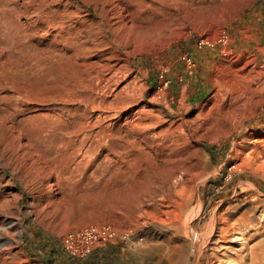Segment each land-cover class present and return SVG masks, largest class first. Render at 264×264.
<instances>
[{
	"label": "rangeland",
	"instance_id": "374dc122",
	"mask_svg": "<svg viewBox=\"0 0 264 264\" xmlns=\"http://www.w3.org/2000/svg\"><path fill=\"white\" fill-rule=\"evenodd\" d=\"M197 7L179 1L152 20L139 23L135 45L124 50L117 63L122 68V86L134 85L123 124L130 132L128 125L143 117L162 127H181L190 134L181 159L182 185L184 195L193 197L194 205L203 203L206 207L199 224L195 223L198 233L219 202H223L222 212L231 210L232 202L239 199L238 207L247 205L236 218L246 215L250 219L251 233L257 235L252 244L260 253L264 251V165L246 161L250 147L238 143L242 136L230 135L255 113L258 117L248 122L250 129L264 126V105L255 100L256 106L245 108L237 120L224 114L232 105L233 87L243 91L242 104L247 101L249 94L244 89L251 82L239 76H246L248 69L255 67V59L264 62V53L259 50L264 47V0H202ZM202 39L213 41L215 47L199 49L196 44ZM227 49L229 56L224 57ZM185 54L196 63L191 70L182 58ZM163 70L168 71L169 84L161 89ZM223 77L230 87L221 83L219 89ZM203 113L214 114L218 122L201 131L196 127ZM199 136L204 139L197 141ZM124 139L131 140V135ZM209 148H216V154ZM10 161L9 155L0 153V264H170L161 256L171 246L172 232L160 227L156 217L166 209L173 222L176 206L170 202L166 208L155 207L149 199L153 188L171 176L163 165L144 164L136 169V152L121 159L113 154L103 160L87 157L86 168H72L71 175L55 174V186L49 189L47 182L39 183L36 172L23 170L21 164L13 171L6 165ZM93 225H112L118 235L114 243L103 248L110 252L98 255L102 262L85 263L82 260L88 256L79 260L64 252V236ZM144 242L151 249L140 252ZM191 251L196 257L195 248ZM95 252L98 250L89 256Z\"/></svg>",
	"mask_w": 264,
	"mask_h": 264
},
{
	"label": "bare ground",
	"instance_id": "6f19581e",
	"mask_svg": "<svg viewBox=\"0 0 264 264\" xmlns=\"http://www.w3.org/2000/svg\"><path fill=\"white\" fill-rule=\"evenodd\" d=\"M179 1L197 9L202 0H0V153L10 156L11 165H6L13 171L21 164L51 189L55 174L71 175L72 168H86L87 157L103 160L113 154L121 159L136 152V169L157 163L171 174L149 195L155 207L166 208L171 202L177 210L172 212L173 222L166 209L156 217L160 227L172 232L171 246L161 259L167 257L170 264H264V251L258 253L252 244L257 236L251 233L252 222L246 215L236 218L247 205L238 207L239 199L232 202L231 210L223 207L222 212L223 202H219L198 233L195 223L199 224L206 207L194 205L182 185L181 159L190 134L143 117L128 125L131 133L125 131L123 112L132 104L129 96L134 85L122 86L118 58L135 45L140 22L152 20ZM259 50L264 53V47ZM227 51L224 57L229 56ZM252 65L246 76H239L251 82L243 88L249 94L245 104L243 91L233 87L234 102L224 114L230 120L256 106L255 100L264 105V62L259 58ZM225 78L219 89L221 83L230 87ZM255 114L242 120L230 137L242 136L238 143L251 149L244 159L264 165V126L250 129L248 123L257 119ZM200 117L197 130L218 122L211 113ZM125 135H131V140H125ZM142 246L140 252L151 249L148 243Z\"/></svg>",
	"mask_w": 264,
	"mask_h": 264
},
{
	"label": "built area",
	"instance_id": "2783aa9c",
	"mask_svg": "<svg viewBox=\"0 0 264 264\" xmlns=\"http://www.w3.org/2000/svg\"><path fill=\"white\" fill-rule=\"evenodd\" d=\"M196 45L199 49L204 46L215 47L214 42L206 39L198 41ZM182 58L186 62L189 70L196 66V63L190 55L185 54ZM167 72V70H163L160 74V80L163 83L161 89L169 84L166 80ZM127 237H129V235H126V238ZM117 238V232L112 225H93L67 234L62 238L61 245L65 253L72 258L80 260L89 256L94 251L103 249L109 244L114 243Z\"/></svg>",
	"mask_w": 264,
	"mask_h": 264
},
{
	"label": "crops",
	"instance_id": "0c3cea01",
	"mask_svg": "<svg viewBox=\"0 0 264 264\" xmlns=\"http://www.w3.org/2000/svg\"><path fill=\"white\" fill-rule=\"evenodd\" d=\"M110 252V251H108V250H102V249H100V250H98V252H95L94 254H92L91 256H88L87 258H85L84 260H82L83 262H85V263H98V262H102V260L103 259H101L98 255H100V253H103L104 254V252ZM96 257H97V259H96ZM93 258H94V260H93Z\"/></svg>",
	"mask_w": 264,
	"mask_h": 264
},
{
	"label": "trees",
	"instance_id": "16d2710c",
	"mask_svg": "<svg viewBox=\"0 0 264 264\" xmlns=\"http://www.w3.org/2000/svg\"><path fill=\"white\" fill-rule=\"evenodd\" d=\"M210 149V151L215 155L216 154V152H217V149L216 148H209ZM96 259H97V257H96Z\"/></svg>",
	"mask_w": 264,
	"mask_h": 264
}]
</instances>
